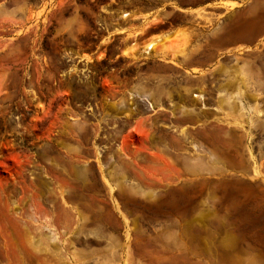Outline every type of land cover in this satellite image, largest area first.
Here are the masks:
<instances>
[{
    "label": "rangeland",
    "instance_id": "374dc122",
    "mask_svg": "<svg viewBox=\"0 0 264 264\" xmlns=\"http://www.w3.org/2000/svg\"><path fill=\"white\" fill-rule=\"evenodd\" d=\"M216 1L0 0V264H264V41L189 71Z\"/></svg>",
    "mask_w": 264,
    "mask_h": 264
},
{
    "label": "crops",
    "instance_id": "0c3cea01",
    "mask_svg": "<svg viewBox=\"0 0 264 264\" xmlns=\"http://www.w3.org/2000/svg\"><path fill=\"white\" fill-rule=\"evenodd\" d=\"M252 1L253 0H217L216 2L185 11L190 16H196L201 13H215L217 15V20H215L213 28L207 30V34L212 33L216 42L215 51L217 55L215 62L209 64L205 63L207 61H204L201 65L192 63L189 65V71H209L216 65L219 59L249 49H256L263 43L264 31L259 32L256 39H254L252 33L254 24L251 20L247 21L248 15H252L256 8L251 5ZM238 15L246 19L245 22L241 24V28L234 22ZM248 29L251 32L249 37L247 35ZM239 30H244L245 38H243V35H239ZM168 35L170 38L167 40L166 46H173L172 53H178V51L184 50L188 46L189 41L193 39V34L190 32L177 35V31L172 30ZM176 35L177 38H180L177 44L173 43L176 40ZM200 45L201 44H198V46ZM193 47L194 45L192 44L189 49Z\"/></svg>",
    "mask_w": 264,
    "mask_h": 264
},
{
    "label": "bare ground",
    "instance_id": "6f19581e",
    "mask_svg": "<svg viewBox=\"0 0 264 264\" xmlns=\"http://www.w3.org/2000/svg\"><path fill=\"white\" fill-rule=\"evenodd\" d=\"M155 47H156V44L155 43H151V44H149L148 46H147V50H153V49H155ZM131 53V52H130Z\"/></svg>",
    "mask_w": 264,
    "mask_h": 264
}]
</instances>
